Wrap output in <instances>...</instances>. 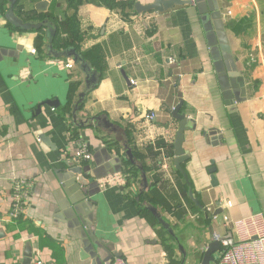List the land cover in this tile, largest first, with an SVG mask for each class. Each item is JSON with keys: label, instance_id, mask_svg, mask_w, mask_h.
Returning <instances> with one entry per match:
<instances>
[{"label": "crops", "instance_id": "crops-1", "mask_svg": "<svg viewBox=\"0 0 264 264\" xmlns=\"http://www.w3.org/2000/svg\"><path fill=\"white\" fill-rule=\"evenodd\" d=\"M9 4L0 5V264H29L30 256L46 264H166L169 256L201 264L208 244L231 234L225 217L264 215V0H195L128 19L80 5L79 50L97 47L101 59H84L99 81L76 111L85 74L49 55L45 32L44 52L36 49L35 29L6 20ZM179 99L192 125L182 141L188 184L174 165L179 122L170 111ZM95 116L120 126L123 141L93 124ZM125 128L146 163L144 191L125 156ZM77 138L90 152L84 162ZM76 166L85 184L70 171ZM20 177L33 182L32 194L24 215L5 221Z\"/></svg>", "mask_w": 264, "mask_h": 264}, {"label": "water", "instance_id": "water-1", "mask_svg": "<svg viewBox=\"0 0 264 264\" xmlns=\"http://www.w3.org/2000/svg\"><path fill=\"white\" fill-rule=\"evenodd\" d=\"M9 8L5 14L6 20L15 28L21 29V30H28V29H36L41 26H45V37L47 38L48 44L46 46L47 51L50 56L54 58H67L70 59L71 62L77 66L84 74H85V90L80 93L79 98L74 105V110H78L81 103H83L85 96L92 91L95 86L97 85L99 81V76H97L96 72L92 69L91 65L87 63L83 57L75 50L73 46H67L63 48L62 50H56L53 45V39L56 34V27H54L49 20H43L37 23H31V22H25L22 19H20L13 10V6L16 0H9ZM195 0H193L194 2ZM50 0H41L35 4V8L38 13H43L46 11ZM191 0H153L152 2L142 4L140 2L134 3V8L137 14H143L148 12H164L168 9H171L175 6H182L186 4H191ZM48 105H57L58 102H55L54 100H50L45 102ZM182 105L181 99H179L178 104L170 111L171 115L178 120L179 126L175 134L173 148H174V165L176 169L182 174V176L185 179V182L188 184L187 176L185 174V171L182 167V164L187 160V154H185L184 150L182 149V141H183V133L188 127H192L191 124H189L190 121L187 120L184 113L180 112V108ZM93 124H97L99 126H103L105 128H109L114 132H117L119 135L117 139L119 141H123V129L107 120L104 117L95 116L91 118ZM125 147V156L126 159L134 166H136L139 169L140 172V178H141V191L146 190L148 186L147 182V176L145 169L141 163L136 162L131 148L124 143ZM70 171L74 174H78L77 183L78 184H85L86 180L81 175V166L71 167ZM212 172L213 170H209ZM211 183L214 184L215 180L214 177H211ZM189 194L191 195V191L189 190ZM149 209L153 212L155 217L157 218L158 222L167 229L170 233H172L171 227L169 224H167L162 218L161 215L154 209L153 207L149 206ZM221 239H216L212 241L210 244H208L207 248L205 249L203 256H202V263L201 264H210L212 261V254L215 251L221 250V247H219ZM31 257V256H30ZM28 258L29 264L31 262V258ZM107 258L105 261L109 260Z\"/></svg>", "mask_w": 264, "mask_h": 264}, {"label": "trees", "instance_id": "trees-1", "mask_svg": "<svg viewBox=\"0 0 264 264\" xmlns=\"http://www.w3.org/2000/svg\"><path fill=\"white\" fill-rule=\"evenodd\" d=\"M35 0H16L13 6L14 13L21 17L25 22H40L43 20H49L50 23L56 27V34L53 39V47L55 49H63L69 45H72L75 50L83 57L91 62L100 60V52L97 47L93 49V52L90 50L88 52H81L79 50L80 43L83 40V36L79 33L78 27V18L77 10L82 4H94L98 6H105L115 12H117L122 18L128 19L133 15H137V12L134 8V0H52L48 9L43 13H38L34 10ZM9 3V2H8ZM0 5L3 9L7 6V0H0ZM233 23L230 22L228 26H232ZM45 26H41L35 29L36 36L34 40V46L41 53L44 52L45 42L43 40ZM65 33V34H64ZM71 86L70 92L72 93L75 90L74 79L71 77ZM83 105V103H82ZM68 109L65 111L68 117H70L73 107L70 102L67 105ZM66 107V106H65ZM62 112V110L60 109ZM63 115V112H62ZM68 119V118H67ZM69 128L72 130V126L69 125ZM126 130V131H125ZM124 130V139L126 144L131 148L135 160L141 162L143 167L146 168V163L142 158V151H140L130 136L128 128ZM72 134V138H74ZM131 170L137 177L138 169L134 165H130ZM172 254V253H171ZM172 257L169 256V261L167 264H176L175 259L170 260Z\"/></svg>", "mask_w": 264, "mask_h": 264}, {"label": "built area", "instance_id": "built-area-1", "mask_svg": "<svg viewBox=\"0 0 264 264\" xmlns=\"http://www.w3.org/2000/svg\"><path fill=\"white\" fill-rule=\"evenodd\" d=\"M193 3V0H191ZM145 14V13H143ZM149 20V16L145 17ZM73 63L68 60L65 68L71 69ZM151 120L155 118L153 112L145 116ZM78 149V159L81 162L89 158V149L80 138L75 139ZM10 206L4 215L5 221L17 220L23 216L27 202L32 194L33 182L26 178H16L12 182ZM211 207L206 208L211 213ZM231 234L221 239L220 257L213 264H264V215L253 213L236 219L225 217ZM30 264H46L41 257L34 256ZM104 264H127L123 258L117 257L105 261ZM167 264V263H166Z\"/></svg>", "mask_w": 264, "mask_h": 264}]
</instances>
